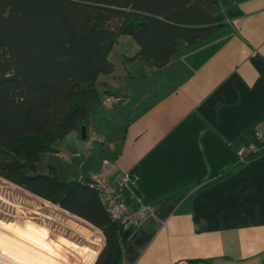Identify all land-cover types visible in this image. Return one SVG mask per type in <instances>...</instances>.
<instances>
[{"label":"crops","instance_id":"0c3cea01","mask_svg":"<svg viewBox=\"0 0 264 264\" xmlns=\"http://www.w3.org/2000/svg\"><path fill=\"white\" fill-rule=\"evenodd\" d=\"M227 1L239 12L162 67L132 58L139 45L121 36L100 88L123 100L93 108L88 144L73 129L51 151L63 179L108 171L132 211L188 187L124 227L121 264H264V152L242 161L236 147L251 127L264 141V0Z\"/></svg>","mask_w":264,"mask_h":264},{"label":"trees","instance_id":"16d2710c","mask_svg":"<svg viewBox=\"0 0 264 264\" xmlns=\"http://www.w3.org/2000/svg\"><path fill=\"white\" fill-rule=\"evenodd\" d=\"M238 12L227 0H0V176L102 230L105 244L93 264H121L125 225L111 217L88 177L63 179L52 164L41 172L43 153L81 131L103 91L120 95L101 90L100 77L113 71L110 52L121 36L139 45L132 58L162 67L182 45L208 40ZM252 142L242 161L264 152L255 127L236 147Z\"/></svg>","mask_w":264,"mask_h":264},{"label":"rangeland","instance_id":"374dc122","mask_svg":"<svg viewBox=\"0 0 264 264\" xmlns=\"http://www.w3.org/2000/svg\"><path fill=\"white\" fill-rule=\"evenodd\" d=\"M104 99L105 108H113L115 104L104 103ZM94 108L98 109V105ZM104 113L109 115L106 110ZM100 121L107 134L120 126L108 119L106 123ZM79 139L85 145L89 143V137ZM66 140L73 143L70 135ZM59 141L56 146L65 140ZM92 144L103 148L98 141ZM83 150L87 151V146ZM51 157V151L43 153L39 162L41 172L49 170ZM21 192L29 193L31 198ZM43 199L0 176V264H93L105 244L102 230Z\"/></svg>","mask_w":264,"mask_h":264},{"label":"built area","instance_id":"2783aa9c","mask_svg":"<svg viewBox=\"0 0 264 264\" xmlns=\"http://www.w3.org/2000/svg\"><path fill=\"white\" fill-rule=\"evenodd\" d=\"M120 100H123L121 95L108 93L105 96L104 103L107 101L110 105H113ZM257 136L260 137L258 134ZM255 147L256 145L253 142L249 145L241 146L239 149L240 158L243 160L245 158L244 154L246 150ZM87 182L98 192L111 217L124 223L125 226L141 221L147 215L153 213L156 208V203L144 202L141 197H138L140 206L136 210H130L119 185L110 177V173L108 171H92Z\"/></svg>","mask_w":264,"mask_h":264},{"label":"water","instance_id":"95a60500","mask_svg":"<svg viewBox=\"0 0 264 264\" xmlns=\"http://www.w3.org/2000/svg\"><path fill=\"white\" fill-rule=\"evenodd\" d=\"M80 128H81V136H82V138H86L87 135H88V124L86 122H82L81 125H80ZM102 247L99 249V252L102 249Z\"/></svg>","mask_w":264,"mask_h":264},{"label":"bare ground","instance_id":"6f19581e","mask_svg":"<svg viewBox=\"0 0 264 264\" xmlns=\"http://www.w3.org/2000/svg\"><path fill=\"white\" fill-rule=\"evenodd\" d=\"M81 129V128H80ZM91 175V174H90ZM90 177V176H89Z\"/></svg>","mask_w":264,"mask_h":264}]
</instances>
